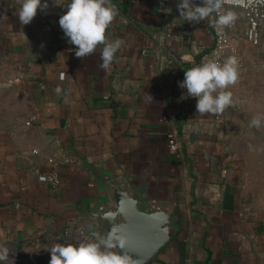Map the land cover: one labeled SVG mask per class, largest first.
<instances>
[{
	"label": "crops",
	"instance_id": "crops-1",
	"mask_svg": "<svg viewBox=\"0 0 264 264\" xmlns=\"http://www.w3.org/2000/svg\"><path fill=\"white\" fill-rule=\"evenodd\" d=\"M46 2L22 25L20 0H0V247L10 255L97 207L105 191L80 155L172 208L179 231L148 264H264V124L250 127L264 117L257 49L240 43L232 105L198 114L178 82L211 54L212 15L189 23L178 0H111L118 15L106 36L122 44L104 71L102 46L77 58L64 37L68 0ZM53 167L56 188L38 180Z\"/></svg>",
	"mask_w": 264,
	"mask_h": 264
},
{
	"label": "clouds",
	"instance_id": "clouds-1",
	"mask_svg": "<svg viewBox=\"0 0 264 264\" xmlns=\"http://www.w3.org/2000/svg\"><path fill=\"white\" fill-rule=\"evenodd\" d=\"M47 7L46 0H20L18 20L22 25H27L35 18L38 10L43 12ZM66 8L58 24L67 42L75 46V56L86 57L93 54L98 46H102L98 67L108 71L122 44L119 38L109 41L106 36L118 10L111 0H68ZM176 8L179 17L189 23L202 21L213 13L216 14L217 26H230L235 20L230 10L222 14V0H199V3H194V0H178ZM181 60L191 63L193 58L184 55ZM183 71L184 79L178 82V86L186 90L188 97L196 100L195 109L198 114L218 115L232 105L231 92L227 89L238 80L235 57H227L222 64L206 59ZM262 124L264 117L260 115L250 121V127L259 128ZM114 247L122 249L124 242L98 237L96 242L56 244L50 249L49 264H130L126 255L112 250ZM9 253L7 248L0 247V264H9Z\"/></svg>",
	"mask_w": 264,
	"mask_h": 264
},
{
	"label": "water",
	"instance_id": "water-1",
	"mask_svg": "<svg viewBox=\"0 0 264 264\" xmlns=\"http://www.w3.org/2000/svg\"><path fill=\"white\" fill-rule=\"evenodd\" d=\"M76 156L105 191L97 207L79 212L80 220L89 224L93 235L123 241L122 249L112 250L126 255L130 264H148L179 231L172 208L160 200L144 201L107 165Z\"/></svg>",
	"mask_w": 264,
	"mask_h": 264
},
{
	"label": "built area",
	"instance_id": "built-area-1",
	"mask_svg": "<svg viewBox=\"0 0 264 264\" xmlns=\"http://www.w3.org/2000/svg\"><path fill=\"white\" fill-rule=\"evenodd\" d=\"M229 10L235 15V20L230 26H217L216 14H212L211 29L214 47L208 57L204 56L203 61L208 59L222 64L227 57L233 56L237 64H241L238 50L243 41L257 49L259 57L264 63V0H222V14ZM166 139L169 151L174 154L178 153L179 145L174 130L169 132ZM66 163L73 167L75 160L68 158ZM54 168L56 167L39 175V182L56 188L60 179ZM97 238V235L90 233L89 224L80 220L73 227L66 228L59 234L36 235L30 241L29 246L9 255V264H27L30 256L37 255L41 248L50 252L52 246L56 244L76 245L81 242H96ZM41 243L44 247H38V244Z\"/></svg>",
	"mask_w": 264,
	"mask_h": 264
},
{
	"label": "rangeland",
	"instance_id": "rangeland-1",
	"mask_svg": "<svg viewBox=\"0 0 264 264\" xmlns=\"http://www.w3.org/2000/svg\"><path fill=\"white\" fill-rule=\"evenodd\" d=\"M3 97L0 98V112H3L5 110V104L2 102ZM7 122V121H6ZM50 262V252L48 250H45L41 248L37 255L30 256V259L28 260L27 264H49Z\"/></svg>",
	"mask_w": 264,
	"mask_h": 264
}]
</instances>
